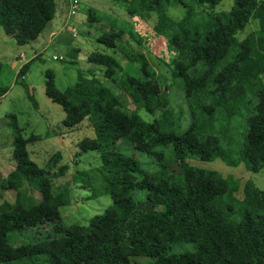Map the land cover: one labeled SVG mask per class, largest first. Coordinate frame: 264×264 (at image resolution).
Instances as JSON below:
<instances>
[{
	"label": "trees",
	"instance_id": "trees-1",
	"mask_svg": "<svg viewBox=\"0 0 264 264\" xmlns=\"http://www.w3.org/2000/svg\"><path fill=\"white\" fill-rule=\"evenodd\" d=\"M190 1L124 3L136 19L153 14L151 35L161 36L171 51L170 76L162 85H181L190 113L183 130L161 102L154 69L141 53L122 50L126 62L138 66L133 75L112 54L85 51L88 67L62 91L45 73V94L66 114L62 124L91 128L93 136L78 146L99 155L94 169L100 183L91 188L93 196L111 198L86 224H62L60 207L68 203L69 189L55 191L51 183L63 169L49 173L31 160L27 144L37 136L24 137L14 115L7 114L13 166L0 180V264H264V189L246 180L238 198L237 179L186 163L220 158L254 173L264 168V0H234L229 10L200 19L190 3L213 7L220 0ZM173 4L184 8L180 17L168 14ZM54 13V0H0V26L21 46L35 40ZM251 20L257 28L238 40L237 32ZM138 26L145 37L148 27ZM126 35L133 36L113 24L95 41L114 50ZM31 60L18 68L15 82ZM98 70L140 109L153 116L158 111V117L141 119L103 84ZM137 151L155 164L154 171L141 169ZM171 163L179 167L177 173ZM136 188L146 190L148 210L136 209ZM25 232L32 237L14 244L11 238ZM182 243L194 249L171 250Z\"/></svg>",
	"mask_w": 264,
	"mask_h": 264
},
{
	"label": "rangeland",
	"instance_id": "rangeland-1",
	"mask_svg": "<svg viewBox=\"0 0 264 264\" xmlns=\"http://www.w3.org/2000/svg\"><path fill=\"white\" fill-rule=\"evenodd\" d=\"M55 1V13L48 26L32 42L25 45H17L14 40L7 36L0 26V89L3 95L0 98V174L2 180L11 169V146L10 134L7 131V114H13L17 126L22 129L24 137L30 135L37 136L36 140L27 144L29 158L37 162V165L44 167L49 173H55L62 167V174L52 178L53 190H58L62 186L69 189V201L60 207V214L63 225L72 223L86 224L91 216L102 212L111 203L109 195L93 196L91 188L99 186V179L95 167L100 164L99 155L92 150L81 151L78 142L84 137H92L93 132L86 124L78 128L68 129L62 124L66 114L63 109L53 102L45 94V73L52 74L53 82L58 90H64L76 81L77 71H84L89 64L83 56L84 49L90 51H100L112 54L123 66V69L130 74L138 75L137 64L126 62L123 51H132L133 47L127 43L130 39L124 36L122 43H117L116 48L111 50L95 41V36L102 31L109 30L108 23L111 22L116 27L125 30L135 29L131 26L130 16L124 8L125 0H78L81 4L80 10L76 13L77 21L65 29L66 38L70 46H79L82 50L75 55L74 61L70 55L65 53L61 46H57L56 36H49V32L58 30L59 23L55 21L56 12L59 11L60 4L64 0ZM68 0H65L67 2ZM185 2H192L184 0ZM234 0H220L213 7H199L193 3V9L197 18H204L206 13L227 11L232 6ZM167 12L171 16L180 17L184 13V8L179 4L167 6ZM96 16L95 21L89 22L88 15ZM151 17L144 15V20L136 19L138 28L148 27L145 33L146 43L142 44V50L146 53L151 67L154 69L153 81L158 85L161 102L166 101V107L170 111L171 119H178L179 130H183L190 122V113L186 99L178 83H169L167 89L162 85V80L170 76V69L166 65L171 57V51L167 47L161 36L151 35ZM145 22V23H144ZM144 23V25H142ZM257 28L256 20H251L243 30L237 32L236 37L241 40L248 32ZM140 34V32L138 31ZM52 38V42H45ZM128 38V39H127ZM121 47V48H120ZM19 53V57L28 59L33 53H38L29 62L23 78L14 82V68L11 60ZM61 56L53 59L52 56ZM96 75L102 79L103 84L110 88L129 109L136 111L141 119L150 122L158 117L140 109L123 91L116 88L110 81L101 77V72L96 71ZM165 151V150H164ZM55 153L58 155L55 156ZM165 157L167 156L166 151ZM137 159L140 167L144 171L152 172L156 169L153 162L147 156L137 151ZM189 165L215 170L222 176L231 175L238 180L239 189L235 193L238 198L242 197V186L246 180L252 181L258 188L264 189V168L258 172H250L243 163L236 166L226 165L220 158L210 161L199 159H186ZM170 169L177 173L179 167L170 164ZM82 173L80 175L79 173ZM134 203L137 210H148L149 204L146 200V190L136 188L133 192ZM32 234L25 232L11 238L14 244L23 243L30 239ZM192 243L173 244L171 250L175 253L182 251H192ZM13 264V263H12ZM16 264V263H14ZM47 264V263H43Z\"/></svg>",
	"mask_w": 264,
	"mask_h": 264
},
{
	"label": "crops",
	"instance_id": "crops-1",
	"mask_svg": "<svg viewBox=\"0 0 264 264\" xmlns=\"http://www.w3.org/2000/svg\"><path fill=\"white\" fill-rule=\"evenodd\" d=\"M87 1H90V0H87ZM60 5L61 6H59V11L56 12V15H55V21L57 23H59L58 30H56L55 33L53 31H50L48 35L51 36V35L55 34V36H56V38H55L56 43L55 44L57 46H61L65 50V53L70 55V58L74 61L75 55L78 54L82 50V48L77 46V45L76 46H70L68 43V39L66 38L65 32H63V31L65 29L67 30L68 26H71V24L73 22L77 21V17H76V14L74 16L69 15V13H68V1L65 2V0H64L63 4H60ZM80 8H81V4H79L78 10H80ZM78 10H77V12H78ZM129 16H130V22L132 23L131 26L132 27L134 26L136 29L137 28V22L135 20V17L131 16V15H129ZM71 20L73 22H70ZM144 23L142 25H144ZM112 25L113 24L111 22L108 23V27H110ZM130 31L132 32L133 36L129 37L130 39L127 41V43L129 45H131V47H133V52L132 51L131 52L132 53H141V54L146 56V53L142 50V44L146 43L144 35L141 32L139 34L138 29L134 30L132 28V29H130ZM52 41H53L52 38H50L45 43L48 44V43H51ZM85 51H90V50L84 49L81 52L84 53ZM19 53L20 52H17L14 55L13 59L11 60L12 67L14 68V75L16 74L18 68L24 62H26L29 59H33L38 54V53H33L28 59L24 60L22 57H19ZM86 67H88V66H86ZM14 79H15V76H14ZM14 82H15V80H14ZM2 95H3V91H0V98L2 97ZM12 166H13V162H12L11 168H12ZM0 178H2L1 174H0Z\"/></svg>",
	"mask_w": 264,
	"mask_h": 264
},
{
	"label": "built area",
	"instance_id": "built-area-1",
	"mask_svg": "<svg viewBox=\"0 0 264 264\" xmlns=\"http://www.w3.org/2000/svg\"><path fill=\"white\" fill-rule=\"evenodd\" d=\"M79 8L78 0H68V13L70 16H74ZM53 59L61 58V56L56 57L55 55L52 56Z\"/></svg>",
	"mask_w": 264,
	"mask_h": 264
}]
</instances>
